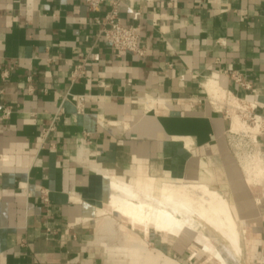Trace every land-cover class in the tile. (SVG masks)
<instances>
[{"label":"crops","instance_id":"1","mask_svg":"<svg viewBox=\"0 0 264 264\" xmlns=\"http://www.w3.org/2000/svg\"><path fill=\"white\" fill-rule=\"evenodd\" d=\"M87 1L0 0V264H217L197 231L113 218L110 178L152 180L155 196L163 183L205 188L239 227L244 263L264 264V181L241 166L222 108L264 116V0H120L141 58L96 39L89 18L107 6ZM254 144L262 170L264 133Z\"/></svg>","mask_w":264,"mask_h":264},{"label":"bare ground","instance_id":"2","mask_svg":"<svg viewBox=\"0 0 264 264\" xmlns=\"http://www.w3.org/2000/svg\"><path fill=\"white\" fill-rule=\"evenodd\" d=\"M208 93L215 102L216 90L212 85L208 87ZM241 124L235 116L232 117V131L238 130ZM255 128L257 129V126ZM250 131L252 133V129ZM255 171L257 176L263 173L259 166L255 168ZM250 176L248 174L249 178ZM108 181L110 190L108 205L114 212L127 219L130 225L142 226L144 230L150 227L156 233L180 237L197 231L198 226L188 221L189 215L195 213L205 222V225L213 228L216 233H220V236L222 234V237L224 236L232 245L231 247L229 244L231 248L239 250L238 232L228 214L226 204L220 197L208 192L205 188L163 183L160 185L158 195L155 196L153 182L149 179H137L132 185L112 178ZM202 233H197L195 245L200 251L211 254L219 264H224V259L220 255L222 251L217 252L210 240Z\"/></svg>","mask_w":264,"mask_h":264},{"label":"built area","instance_id":"3","mask_svg":"<svg viewBox=\"0 0 264 264\" xmlns=\"http://www.w3.org/2000/svg\"><path fill=\"white\" fill-rule=\"evenodd\" d=\"M103 3H106L107 6L103 16L98 18L93 15L89 18V25L95 27L96 29V39L106 43L117 56L133 55L138 58L143 57L144 51L139 46L136 29L131 26H125L121 22L119 15L120 0H88L86 5L88 11L93 14ZM82 74L83 66L76 65L71 72V77L79 78ZM4 77L5 75L1 76V78ZM229 77L238 87L244 90H249L248 84L243 81L242 77L238 73L230 72ZM83 102V97H77L75 99L74 108L77 114L82 112ZM241 105L243 106V109L248 111L247 115L251 117L250 121L254 123V125L258 124L257 128L261 127V132L264 133V116L257 115L254 107H249L247 104L243 103ZM8 115V111H4L0 116V119L6 118ZM50 131H52V128L43 129L40 132V138L42 141H44ZM228 134H230V132Z\"/></svg>","mask_w":264,"mask_h":264},{"label":"rangeland","instance_id":"4","mask_svg":"<svg viewBox=\"0 0 264 264\" xmlns=\"http://www.w3.org/2000/svg\"><path fill=\"white\" fill-rule=\"evenodd\" d=\"M222 108L227 113V117L229 118V120L230 118L232 119V117L235 116L238 122L240 124L242 123L241 127L238 130L232 131L230 132V134H228L233 152L238 157L241 166L247 165L249 169L251 168L255 169L256 167L260 166L259 165L260 162L258 159H255L257 156L254 155V145H255L254 138L255 136H257L256 135L257 133L259 134L262 133L261 127L260 128L258 127L257 129L255 128V126H257L258 124L254 125V123L250 121L251 117L247 115L248 111L243 109V106L240 103L232 101L231 99H225L224 101H222ZM251 129H252V133L250 131ZM255 162H256V165H255ZM261 166H262L263 173L258 178L257 183L264 181V168H263L262 161H261ZM117 217H119L120 219L124 220L127 223L129 222L125 220L123 217H121L120 215L113 214V218H117ZM188 221L190 223H193L195 226H198L197 232L199 233L203 232L202 234L204 236H207L217 241V244H215V248L217 250L216 249L215 250L219 253L222 251L220 255L224 259V264H245L242 251H240V249L236 251L234 250V248H231L232 245L229 242H227L228 240L224 236L222 237V234L220 236V233L218 232L216 233V231H213L214 230L213 228H210L209 226L205 225V222L202 219H200L195 213H191L189 215ZM235 229L238 232L237 236H238V248H239V235H240L239 231L240 230L237 224L235 225ZM149 230L150 232L153 231L150 227H149ZM124 234H126L125 231H124ZM162 235H166V234H162ZM229 244L231 245V247ZM226 255H228V257ZM216 263L219 264L218 261Z\"/></svg>","mask_w":264,"mask_h":264}]
</instances>
